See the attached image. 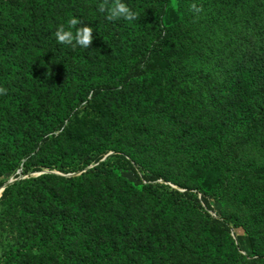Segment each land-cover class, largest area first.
Wrapping results in <instances>:
<instances>
[{
  "label": "trees",
  "instance_id": "trees-1",
  "mask_svg": "<svg viewBox=\"0 0 264 264\" xmlns=\"http://www.w3.org/2000/svg\"><path fill=\"white\" fill-rule=\"evenodd\" d=\"M167 1L122 0L138 13L134 21L107 20L106 13L98 11L104 0H24L0 18V56L5 55L0 59L3 87L20 69L12 64L10 49L26 51L35 27L66 25L75 16L82 25L94 29L89 49L61 44L55 52H40L26 65L30 103L25 104L20 94L13 99L0 95V146L2 142L8 145L16 168L31 153L41 156L49 143L60 139L55 135L46 137L48 134L62 131V136H66L71 130L64 123L81 104L71 94L74 80H82L98 64L117 60L120 76L111 86L97 90L94 98L110 100L124 93L126 102L113 108L125 111L136 103L134 99L145 96L146 86H156V95L161 97V116L175 121L169 136L155 142L158 156L177 162L179 173L190 176L195 187L204 188L225 202L240 201L242 216H236L251 234L254 253L259 257L254 264H264V253L259 247V242H264V164L249 159L250 150L264 139V0H250L256 3L259 13L226 43L233 54V65L222 66L218 82L206 88L209 101L195 98V91L190 88L178 91L174 87L171 69L153 63L155 57L151 55L160 46H148L131 65L122 59L136 32L149 21L168 14L174 26L179 25L177 12L167 11ZM137 80L140 84L135 83ZM108 109L102 105L98 112L104 114ZM102 126L101 121L96 122L94 130H102ZM69 147L60 153L67 164L76 158L77 151ZM111 150L106 139L94 140L87 157H100ZM95 170L77 180L53 175L64 184L62 190L44 187L28 199L23 220L31 233L29 256L41 264H167L175 254L172 237L177 235L175 243L182 244L187 236L178 232L180 221L188 226L182 209L171 200L156 198L138 202L146 211L141 221H148V225L142 227L123 217H113L109 210L118 205L117 199L131 197L135 188L129 183L130 178L122 176L118 182L123 188L110 192L107 189L108 195L92 199L83 182ZM98 171L107 178L113 177L110 170ZM15 186L4 191L3 201L5 196L11 195L7 199L12 200L17 196ZM108 197L112 201H107ZM219 232L211 222L204 223L201 242L196 247V264L229 263L223 260ZM22 253L19 249L10 250L5 261H15Z\"/></svg>",
  "mask_w": 264,
  "mask_h": 264
},
{
  "label": "rangeland",
  "instance_id": "rangeland-1",
  "mask_svg": "<svg viewBox=\"0 0 264 264\" xmlns=\"http://www.w3.org/2000/svg\"><path fill=\"white\" fill-rule=\"evenodd\" d=\"M23 3L24 0H0V18ZM193 3L202 6L203 10L199 13L191 11L190 5ZM171 9L177 12L179 25L174 26L168 14L160 20L149 21L136 32L130 49L124 50L122 59L131 65L135 59L142 57L148 46H160L159 51H153L151 55L155 57L153 63L171 69L174 87L178 91L180 88H190L195 91V98L209 101L206 88L218 82L217 74L222 66L233 65V54L225 46L226 43L232 40L233 35L244 30L248 20L259 13V8L250 0H175V6L173 0H168L167 11ZM57 24L45 29L35 27L26 51L14 50L13 47L10 49V60L20 69L5 83L8 92L1 98L13 99L20 94L25 104L31 102L26 65L40 52H48V49L55 52L60 48L61 44L55 37L60 25ZM2 58L5 55H1ZM120 68L117 60L105 62L89 71L82 80H74L71 94L81 104L64 123L71 130L66 136H62V131L48 134L46 137L55 135L60 139L56 143H49L41 156L31 153L16 168L12 152L2 142L0 187L11 178L16 179L17 196L13 200L7 199L11 195L5 196L4 201L2 197L0 199V264H41L28 254L31 233L27 231L23 220L27 215L24 206L29 204L28 199H32L35 192L44 187L53 186L57 190L64 188V184L53 178V175L65 180H77L94 169L95 172L87 175L83 182L92 199L104 194L106 196L112 189L123 188L118 182L122 176L130 178L132 183L128 182L135 188L131 197L117 199L118 205L109 210L113 217H123L142 227L148 225V221H141L146 211L142 205L138 206V202L156 198L171 200L182 209L188 226L180 221L178 232H185L187 236L182 244L175 243L177 235L172 237L171 245L175 254L167 264H196V247L201 242L202 227L206 222H211L220 231L224 261L228 264H254L259 257L254 253L251 234L236 216H242L240 201L225 202L216 194L195 187L190 176L179 173L177 162L172 163L158 156L155 142L169 136L175 121L172 117L161 116V97L156 95V86H146L145 96L134 99L136 103L128 105L125 111H115L113 108L115 104L126 102L124 93L110 100L94 98L97 90L113 84L121 72ZM135 83L140 84V81ZM15 89L20 92L16 93ZM102 105L109 108L104 114L98 112ZM99 121L103 123V129L95 131L94 124ZM102 139H106L113 150L89 159L87 155L94 147V140ZM69 145L77 151L74 152L76 158L67 164L61 159L60 153L66 152ZM249 157L264 164V139L250 150ZM88 161L90 164H87ZM45 164H50L51 168L45 167ZM99 169L110 170L113 177H105ZM8 171H11L10 175H3ZM45 175L51 177L46 178ZM259 247L264 253L263 241L259 242ZM14 249L22 250V256L12 262L5 261V255Z\"/></svg>",
  "mask_w": 264,
  "mask_h": 264
},
{
  "label": "clouds",
  "instance_id": "clouds-1",
  "mask_svg": "<svg viewBox=\"0 0 264 264\" xmlns=\"http://www.w3.org/2000/svg\"><path fill=\"white\" fill-rule=\"evenodd\" d=\"M175 6V0H173ZM190 10L199 13L202 11V6L198 7L197 4L193 3L190 5ZM98 11L106 13V19L109 21H115L124 19L127 21H134L138 19V13L133 11L126 3L122 0H104L103 3L99 4ZM82 21L77 17L73 16L68 19L67 24H61L58 26L55 37L58 43L67 44L75 48L77 45L89 49L93 41L94 29L88 25H82ZM7 88L0 86V95H7Z\"/></svg>",
  "mask_w": 264,
  "mask_h": 264
},
{
  "label": "water",
  "instance_id": "water-1",
  "mask_svg": "<svg viewBox=\"0 0 264 264\" xmlns=\"http://www.w3.org/2000/svg\"><path fill=\"white\" fill-rule=\"evenodd\" d=\"M15 182H16V179L11 178L7 183H5L4 185H2V186L0 187V192H1V193H0V199H1L2 194L4 193V191H5L9 186L13 185Z\"/></svg>",
  "mask_w": 264,
  "mask_h": 264
},
{
  "label": "bare ground",
  "instance_id": "bare-ground-1",
  "mask_svg": "<svg viewBox=\"0 0 264 264\" xmlns=\"http://www.w3.org/2000/svg\"><path fill=\"white\" fill-rule=\"evenodd\" d=\"M1 193V192H0Z\"/></svg>",
  "mask_w": 264,
  "mask_h": 264
}]
</instances>
